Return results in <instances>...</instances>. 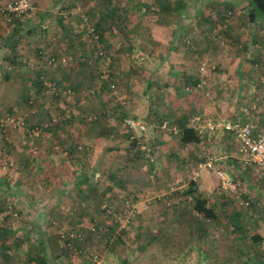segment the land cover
<instances>
[{
  "label": "rangeland",
  "instance_id": "rangeland-1",
  "mask_svg": "<svg viewBox=\"0 0 264 264\" xmlns=\"http://www.w3.org/2000/svg\"><path fill=\"white\" fill-rule=\"evenodd\" d=\"M0 2L3 4V1ZM30 2L32 9L25 14V19L34 24L39 12H52L53 16H48L49 20L53 17L52 24L46 21L42 31L39 30L42 26L29 29L33 33L29 35L30 38L22 33L18 41H12L9 47L2 38L14 26L12 19L0 13V117L12 116L19 122L16 126L0 125V204H5L0 209V230L4 227L14 230L0 237V264H40L41 260L36 258L41 253L38 240L40 228L44 235H64L62 239H66V242L61 239L58 243L61 247L66 244L60 258L63 264H120V258L127 260L128 264H236L250 257L264 260V175H261V171L253 169L252 164L236 161L233 162L236 166L224 165L225 169L218 159L215 165L231 180L241 183L236 192L224 191L212 170L203 166L207 159L199 157L205 150L209 153L215 150L221 135L209 132V135L202 136L206 149L197 145L190 148L181 143L180 130L174 133L158 127L166 120L169 125L178 128L176 119L184 115L182 103L191 106L188 109H193L192 116L203 118L204 109L200 107L196 110L193 100H202L210 106L218 102L220 97L214 95V90H218L222 81L217 82L213 77L227 73L220 62L222 55L241 57L246 53L247 64L259 68L260 73L264 71V19H257L253 25L249 23L246 0ZM92 12V22L98 23L101 17L109 16L114 25H122L111 35L105 31V46L114 47L115 53L119 54L115 55L113 61H119L121 65L114 66L112 63L109 81L99 78L98 75L103 74L99 72L97 76L92 74L94 78H99L97 81L100 80L97 86L94 82L96 79L88 76L92 78L90 84L80 90L71 89L70 96L55 95L52 90L45 89L44 81H55L49 72L47 74L46 67H58L57 63L52 65L53 62L48 61L53 54L47 51L52 44L62 43L63 37L67 38V30H74L72 39L82 43L86 51L83 57L87 58L88 52L92 53L85 60L81 55L85 71L96 66L97 58L103 56L100 49L104 43L96 38L88 20ZM59 15L64 16L65 27L54 21ZM225 18L226 21L223 20ZM224 22L226 26L222 27ZM233 26L242 35L234 32ZM220 38L227 41L226 46L220 43L217 46L216 40ZM187 39L190 41H185ZM209 47L212 51L208 50ZM133 49L138 51L131 53ZM138 52L143 53V60L131 58ZM106 54L109 55L108 52ZM60 57L65 60L61 64L68 61L67 55H59L57 61ZM88 60L90 62L87 64ZM201 63L205 67L203 72L199 70ZM122 68H125L124 71ZM120 70L122 72L117 74ZM40 75L39 81L45 85L39 87L42 92L40 96L37 97L34 92L21 98L16 94L20 88L34 86ZM193 77L200 78L199 86L191 87L186 82ZM148 78L152 83L149 89L146 86ZM56 82L60 88L63 87L59 80ZM109 83H113L115 88H110ZM102 85L113 99L118 96V100L114 101L117 109H120L118 120H114L117 126H121L120 131H114L118 136L109 138L107 135L110 131L98 134L103 141L105 156L94 159L97 154L91 152L94 167L87 163L88 170L76 174L77 178L73 179L76 163L62 177L53 176L47 161V156L52 153L47 151L50 145L41 141L60 136V133H50L55 122L64 121L65 116H60L66 111L60 109L58 104L71 105V101H75L74 114L78 123L71 120L70 126L75 125V129L69 127L71 130L65 134L74 133L72 137L81 140L85 125H97L88 118L91 116L90 107L97 106L96 101L101 100L96 97ZM228 90L232 91L228 94L230 99H234L235 89ZM208 92L209 95L206 94ZM246 103L239 102V105ZM20 105L26 107L25 112L20 113L23 111L19 109ZM108 105L110 103L105 108H114V105L111 108ZM177 105L181 106L178 112ZM258 105L264 106L262 102ZM60 110L63 112L60 113ZM252 112L254 117L258 115ZM218 115L211 113L209 116L217 118ZM126 118L144 122L146 131L130 132L124 121ZM17 132L28 139L22 155H19L20 149L5 144L10 141L6 137ZM130 137L135 140L133 144L129 142ZM1 144L7 146L8 150ZM79 145L86 149V145ZM219 149L222 151L216 148L217 151ZM14 155L19 159L25 156L23 159L30 161L29 170H20V173L27 175L22 177V185L19 183L16 187L11 184L20 178L10 177L4 172L7 171L6 161L12 167L10 160ZM108 164H111L108 174L103 173L107 171ZM78 168H81V162H78ZM82 174L89 180L78 187L75 183L84 179L80 178ZM6 178L10 179L8 185L3 183ZM192 182L199 195L215 209L217 220L209 221L194 211L196 193L185 192ZM38 184L43 187L38 194L40 202L33 198L37 196ZM19 185L24 189L23 197L16 196L14 192L21 194ZM57 187L61 193L54 194L53 198L48 197L50 191ZM40 210L52 220L47 217L46 224L36 228L40 222ZM233 212L240 215L238 220H235ZM256 232L262 237L260 242L251 239ZM44 258L47 264H56L49 253Z\"/></svg>",
  "mask_w": 264,
  "mask_h": 264
},
{
  "label": "crops",
  "instance_id": "crops-1",
  "mask_svg": "<svg viewBox=\"0 0 264 264\" xmlns=\"http://www.w3.org/2000/svg\"><path fill=\"white\" fill-rule=\"evenodd\" d=\"M226 18H227V16H226ZM226 18L223 20L226 21ZM47 21L49 22V19ZM236 26H233L234 32H237L238 35H242L240 33V30H238V28H236ZM55 31L58 32V29H55ZM56 41L58 42L59 40H56ZM217 41L218 40H216V42ZM216 44H217V46H219V43H216ZM48 52L53 54V55H56V56L67 55L68 61L64 64H60V65L58 64L57 68H51L50 69V68L46 67L47 74L49 75V73H50V76L52 78L61 81L63 85L65 83L67 86H73V87L78 88V90H80L83 86L90 84V81H92V78H94V76H92V74L97 76V74L99 72H102L103 74L98 75V77L105 79L104 71L106 68V64H105L104 59L109 60L110 69L112 67V63L114 66L116 64L121 65L119 61H116V60L113 61L115 56H113V59H110V57H106V58H102L101 60H98V62H97L98 66L97 65L91 66L90 67L91 70L86 68V71H85L84 70L85 67H84L83 63L80 62L79 60H80V54H83L86 51L83 50V46L81 44L74 42V40L71 43L65 37H63L62 43L52 44L50 46V48H48L47 53ZM88 53H90V52H88ZM115 55H118V54H115ZM222 56L223 57L220 58V62L222 63V65H224L226 67L227 73H223L222 75H219L217 77L216 76L213 77L217 80V82L222 81V84H220V86L218 85V90H220V92H218V90L217 91L214 90V95L219 96L220 99L213 106H210L208 103H206L207 105H205L204 101H202V100L199 102H196V100H193V104H194L193 107L196 110L200 109V107L204 109L205 116L203 118L210 117L209 115H211V113L219 114L216 119H220V120H223V119L228 118V117L237 118L240 115L243 116L244 110H246V109H249L250 110L249 113H251V115H253L252 107L250 105V101L247 100V97H249V98L251 97V93L255 87H258L260 84L264 85V71L262 70V73H260L261 70L259 71V68H254L252 66V64L250 67L247 64L248 57H247L246 53L242 54V56H241L242 58L240 56H238V57L227 56V54H224ZM117 59L119 60L120 58H117ZM41 66H43V65L41 64ZM92 69H96V70H92ZM124 69L125 68H122L121 70L124 71ZM121 70L118 71L117 74H120L122 72ZM88 76H91L92 78H87ZM99 78H97V77L94 78V79H96L94 81L96 86H97V84L100 83V80L97 81V79H99ZM215 79H212V81H215ZM101 81L103 82V80H101ZM197 85L199 86L200 84H197ZM228 88H234L235 89L234 99H230L228 94H231L232 91L231 90L227 91ZM24 89H26L27 92L24 91ZM128 91H130V89H128ZM32 92L37 93L36 94L37 97L40 96L39 94H42V92H40V89L37 86L20 88L16 94L22 98L24 94L26 95L27 93L30 94ZM105 92L106 91L104 90V86L102 85L101 90L99 91V94H98V96L100 95V97H98L97 95H93L95 97L97 96L96 99L101 98V100H99V102L96 101V99L93 101V103H95V101H96V103H98V104H96L97 106H93V107L91 106L90 107L91 109L89 111L90 112L89 115H91V116L88 119L93 118V120H91V121L96 122L97 125H93V124L85 125L83 132H81V136H80L81 140L77 139L76 137L73 138L72 136L74 133L70 132L69 133V134H71L70 137H69V134H65V132L67 130H69L70 128L75 129V125L70 126V125H72L71 120L73 122H77L75 114H74V111H76V108L73 105V104H75V101H71L72 102L71 105L64 104V103L58 104V106L60 105V109L66 111V113L62 114L60 117L63 118L65 116L66 118L64 117V121H67L69 123V125L67 123L61 129L58 126L54 127L52 125L53 127L51 128L52 131L50 133H55L57 135L60 133L59 134L60 136L51 137V138L48 137L46 140L41 141L42 143H46V144L50 145L48 147L47 151L49 153H51V152L52 153L49 154V156H47L48 157L47 161L51 165L50 167L48 166V168L50 170H52L53 176L55 175L56 177H62L63 174L66 171H68V169L71 168L76 163L77 169L75 170V173H74L75 177H73V179L77 178L76 174H80L82 172H85V170L86 171L88 170V166L86 167L87 163L89 165L91 164L90 165L91 167H94V162H93V159L91 158V152H95L98 155V156L96 155L94 159L99 160L100 156H103V155L105 156V154L102 150L103 141L100 138H98V134H100L99 132L110 131L109 134L107 135L109 138L113 137L114 135L118 136L117 134H115L116 132L114 133V131H117V130L120 131V127H121V126H117L115 124V121H114L116 119L118 120L117 115L118 116L120 115V113H119L120 109H117L118 105L115 106V104H114L115 103L114 101L118 100V96H117V98L113 99L112 95L109 96V94L107 92L105 94ZM102 97H104V98H102ZM192 98L194 99V97H192ZM222 98H223V100H222ZM246 100H247V103H246ZM239 102H241V104L246 103V105L240 106ZM79 103H80V101H79ZM107 103H110V105H108V107L111 108V105H114V108H111V109H108L107 107L105 108ZM230 103H231V105H230ZM182 105H184L183 114H185V112H186L185 109H188L191 106H188L186 103H182ZM177 106L178 107L176 108V111L178 112L180 110L178 108H180L181 106L180 105H177ZM215 106H217L216 109H215ZM18 107H20L19 108L20 110H23V111H20V113H23L26 111L25 106L22 107V105H20ZM261 107H263V106L261 105L259 108H261ZM189 110L191 112L193 111L192 108ZM254 111L257 112L256 109ZM61 112H63V111L60 110V113ZM232 115H234V116H232ZM33 117H35V116L33 115ZM180 121H182L181 118L176 119V122L178 123V126H179L178 128L180 131L182 128L181 126L183 124L185 127H188V128L191 127L190 126V119H188L187 122H184L181 125L179 124ZM210 132H212V131H210ZM83 133L87 136H83L82 135ZM227 133H229V134H227ZM205 134L209 135L210 133H209V131L205 132L204 134H202V136ZM212 134H215L216 136L221 135V136H219V140L217 141L218 146H215L214 147L215 150L210 151V153L205 150L203 152V155H199V157H204L207 159L208 157L215 155L216 158L220 160L219 163L222 165L223 168H225L224 165L225 166H232V167L236 166L235 163H233L235 161L238 163H242V164L244 163L240 159V157L236 151L237 145H236L235 138H234L232 133L230 134V132L218 129V130L214 131ZM180 136H181V133H180ZM6 138L10 139V141L13 142L12 143L8 140L7 142H5L6 145H12L15 147V149H18V150L20 149L19 155H22V153L23 154L25 153V152H22V150H23V147H25V145L28 143V139H24L22 136H20L19 132L14 133V135H11V136L6 137ZM204 143H205V141L203 140V137H201V140L198 143H188L187 146L192 148L193 145H197L198 147H200L202 149H206V145ZM79 144L86 145L85 148H86V150H88L87 153L85 151L84 152H78V151L72 152V148H75V146L78 147ZM1 145L3 146V144H1ZM218 147L221 148L222 151H220V149L217 151L216 148H218ZM3 148H6L8 150L7 146H3ZM25 149H26V147H25ZM83 156H84V158H83ZM24 157L25 156H23L21 159H19L18 157H16L14 155V158L12 160H10L11 161L10 164L14 165V166L12 165V167H9V165H7V161H6L7 171L6 170L4 171L6 173V175H9L10 177H19L20 178V180L18 182L17 181L13 182L15 185H12V187L18 186L19 183L22 185V182L24 181L22 177H24V175H27L26 173H24V174L20 173V170H23L25 168L27 170H29V168H30V166H28V163H30V161L27 162L26 160L23 159ZM80 160H82L81 168H78V162H80ZM22 161H24V162H22ZM20 163L22 165H20ZM58 163H59V165H58ZM68 163H69V165H68ZM67 165L69 167H66ZM110 167H111V164H108L107 171H104L103 173L106 172V174H108ZM252 168L255 169V167L253 165H252ZM33 170H36V169L33 168ZM82 177L86 179L85 174H82V176L80 178H82ZM23 185H25V184H23ZM52 185L54 187V182L52 183ZM41 186H39V184L36 185L37 190L35 192V195H37V196H33V198L36 197L37 201H39V200L41 201L40 195H38L42 191L43 187H41ZM20 187H21V190H20L21 194H19L17 191H14V192H15L16 196H19V197L22 196L23 197L25 194L24 189L22 186H20ZM30 188H31V186H30ZM57 189L59 191H57ZM57 189L56 190H55V188L52 189L50 191V195L48 197L53 198L54 194L61 193L60 188L57 187ZM42 193H44V192H42ZM43 209H44V207H43ZM42 210L38 211V217H40L39 218V221H40L39 225L44 226L47 222V217L48 218H50V217L48 214L46 216L43 215ZM51 220H52V218H50V221ZM36 226H38V224Z\"/></svg>",
  "mask_w": 264,
  "mask_h": 264
},
{
  "label": "trees",
  "instance_id": "trees-1",
  "mask_svg": "<svg viewBox=\"0 0 264 264\" xmlns=\"http://www.w3.org/2000/svg\"><path fill=\"white\" fill-rule=\"evenodd\" d=\"M246 2H247V5H248L247 18H248V21H249V23L251 25L255 24L257 19H264V0H246ZM179 5L184 6V4H181V3ZM58 9H59V7L56 10H58ZM0 13H5V17H7V19H9V20L12 19L11 22L13 23V26H14L12 29L7 31L5 36H3V38H2L3 43L6 46H8V47L10 46L12 41H18V38H19V36L22 33H24L25 36L30 38L29 35H31L33 33L29 29H33L34 27H36L38 29V27L42 26L41 28H39V30L42 31V28L44 27L46 21L48 20V16L52 15V12H50V14L47 13V12H41V13L39 12L37 14V16H36L37 17V21H35L34 24H31V21L28 18L25 19V15H20V16L16 17V16H13L12 14L8 13L7 11L3 10L2 9V4H0ZM93 13L94 12H92V14L88 15V20H90L89 24L92 26V30L96 34V38L100 42L104 43V44H102V46L104 45L103 46L104 48L102 47L103 50H101L102 48L100 49V52H102L101 55H103V56H101V58H97V59L101 60L102 58H106V57H110V59H113L112 55L115 56V54H119V53L118 52L115 53L116 50L114 49L113 46L107 45V48H106L105 44L107 42L105 40L106 39L105 31H109V35H111V34H113V32H116L117 29L121 28L122 25L121 24H115L114 25L111 22L109 16L105 17V18L101 17L100 21L98 20L99 21L98 23H96L95 21L92 22V18H94ZM63 17L60 16L58 19L56 18L54 21H55L56 24L58 23V25H62L63 27H65V24H64L65 20L63 19ZM52 21H53V17L49 20V23L52 24L51 23ZM73 31L69 30V32H68V30H67V32H66L67 40L69 42H71V43L73 41V39H72V34H74ZM47 40H48V38H47ZM220 40L225 41V39H221V38H220ZM220 40H218V41H220ZM19 41H22V39H20ZM185 41L189 42L190 40L187 39ZM218 41L216 43H220ZM81 45H82V43H81ZM136 45H138V44H135L134 46H136ZM137 49H133L131 51V53L135 52ZM106 52H108L109 55L106 54V56H105L104 54ZM138 53L142 54L141 55L142 59L140 57H137V56L133 57V55H132L131 58H133L134 60L136 58H139L140 60H143L144 59L143 53L142 52H138ZM83 54H80V60L79 61L82 60L81 59V55L83 57ZM90 54L92 55L91 52L87 54V55H89V56H87L88 59L91 56ZM52 56L55 59L58 58V56H56V55H52ZM94 57L96 58L95 55H94ZM83 58H84V60L87 59V58H85V56ZM131 58H130V60H131ZM131 61H130V64L132 63ZM89 62H90V60H88L87 64ZM58 64L60 65L61 62L58 61ZM84 64H86V63H84ZM40 79H41V75H40V78L39 77L37 78L38 81L34 82V87L37 86V83L39 85V86H37L38 88L42 87L41 85H44V83H42V81H39ZM54 80L57 81V79H54ZM111 80H112V78H110V81ZM199 81H200V78L193 77L192 79H190L189 81H186V82L190 83L191 87H196L197 84H199ZM59 82L62 84L61 81H59ZM151 84L152 83H151L150 79L148 78L147 79V85H146L148 87V89L151 87ZM62 86H63V88H66L65 85L62 84ZM43 87H45V85ZM69 88H71L73 90H75V89L78 90V88L73 87V86H70ZM45 89H46V87H45ZM32 93H34V92H32ZM35 94H37V93H35ZM57 97L59 98V96H57ZM254 110L255 109H252V111H254ZM192 113H193V111L191 112L189 109L186 110L185 114L180 117L182 121H180L179 124L181 125L182 123L187 122L188 119L192 116ZM187 114L188 115L191 114V115L189 117H187L186 116ZM66 124H67V121L59 120L58 122H55L53 124V126L54 127L58 126L61 129ZM49 126L51 127V125H49ZM181 127L182 128H181V132H180L181 133L180 141H181L182 144L187 145L188 143H198L201 140L202 134L197 133L193 128L185 127L184 124ZM43 129H44V127H43ZM128 130L130 131V129H128ZM103 132L104 131H101L99 133L103 134ZM212 132H214V131H212ZM70 135L71 134H69V136ZM131 140H132V137H130L129 142H131L133 144L134 143L133 141H135V140H132V141ZM84 150L86 151V149H83V146L81 147V145H79L78 147L75 146V148H72V152H76V151L84 152ZM80 162H82V160H80ZM88 180H89V178L81 179V180L77 181L75 185L78 186V185L87 184ZM9 181H10V179L6 178V179H4L3 183L8 185ZM11 185H15V184L12 183ZM185 192L188 193V194L196 193L195 198H194L193 209L199 216H201V217H203V218H205V219H207L209 221L210 220L213 221V220H217L218 219V215H217L215 209L213 207L209 206L207 204L206 199H204L203 197H201V195H199L198 191L195 188V183L194 182L189 184L188 189ZM3 206H5V204H0V209H3L4 208ZM233 213H234L235 220H238L240 215L239 214L237 215V212H233ZM39 226H41V225L38 224V226H36V228H39ZM239 228H241V226ZM38 231L40 233V235L38 237V240H39V244H40V248H41V253L38 254L39 256L36 257V258H39L41 260L40 264H47L45 262L46 260L44 258L45 254H47V253H49V255L52 256V258L54 259L56 264H63V262L60 260V258L63 255V253H62L63 247H65V249H66V244H65V246L61 247V246H58L59 245L58 243L61 241L62 237L64 238V235H61V234H57L55 236L54 235L52 236V235H49V234L44 235L43 229H41V228ZM8 232L13 233L14 230L12 228H10V227H4L2 230H0V237L2 238ZM66 238L68 239L67 235H66ZM251 239L254 242H260L262 240V237H261L260 234H258L256 232L254 235L251 236ZM65 240L66 239H62V241L66 242ZM32 256H33V254H32ZM120 264H128V262H127V260H124V259L120 258ZM236 264H264V260H262V259H260L258 257H250L249 259H246L245 261H242V262H239V263H236Z\"/></svg>",
  "mask_w": 264,
  "mask_h": 264
},
{
  "label": "built area",
  "instance_id": "built-area-1",
  "mask_svg": "<svg viewBox=\"0 0 264 264\" xmlns=\"http://www.w3.org/2000/svg\"><path fill=\"white\" fill-rule=\"evenodd\" d=\"M3 1L2 9L12 14L13 16L25 15L29 10L32 9L30 0H1ZM228 17V15H226ZM226 26V22L222 27ZM92 30V28H91ZM220 45L225 46L226 41L220 40ZM209 51H212V48H208ZM102 54V52H100ZM142 54L138 53L136 56L142 59ZM49 62H53L52 65L58 64L57 59L51 57ZM62 63L64 58L59 59ZM204 63V62H203ZM200 64L199 70L201 72L205 71L204 64ZM106 68L104 71V76H109V60L105 59ZM204 82V81H202ZM47 89L52 90L55 95H71V88H60L56 81H44ZM110 88H115V85L110 83ZM209 95V92L206 93ZM250 105L252 109H256L258 116L254 117L251 115L250 110H244V115H240L237 118H225L223 120L216 118H202L199 115H194L190 118V128H193L197 133L203 134L205 131H215L218 129L231 132L235 137L236 142V151L240 159L244 164H252L258 172L261 171V175H264V106L259 108V102L264 104V85L260 84L258 87H255L249 98ZM260 114V115H259ZM127 127L132 131L145 132L146 124L142 121H137L132 118L124 119ZM8 124L10 126L19 125V122L12 116H1L0 125ZM20 124H23L20 122ZM159 128L164 130H169L174 133L178 132L179 129L176 126L169 125L168 121L163 120ZM218 159L215 155L210 156L204 162L203 166L206 169L212 170L216 180L218 181L221 189L228 192H236L240 187L239 181L231 180L226 173L215 165V162Z\"/></svg>",
  "mask_w": 264,
  "mask_h": 264
},
{
  "label": "clouds",
  "instance_id": "clouds-1",
  "mask_svg": "<svg viewBox=\"0 0 264 264\" xmlns=\"http://www.w3.org/2000/svg\"><path fill=\"white\" fill-rule=\"evenodd\" d=\"M108 69H109V75H110V62H109V65H108ZM109 76L108 77H105V80L107 79L108 80ZM110 84V83H109ZM93 119V118H92Z\"/></svg>",
  "mask_w": 264,
  "mask_h": 264
}]
</instances>
